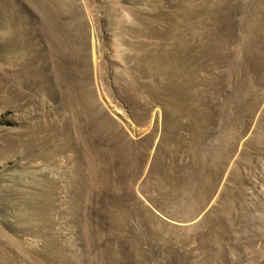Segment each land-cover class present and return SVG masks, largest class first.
I'll return each mask as SVG.
<instances>
[{
    "label": "rangeland",
    "instance_id": "rangeland-1",
    "mask_svg": "<svg viewBox=\"0 0 264 264\" xmlns=\"http://www.w3.org/2000/svg\"><path fill=\"white\" fill-rule=\"evenodd\" d=\"M0 264H264V0H0Z\"/></svg>",
    "mask_w": 264,
    "mask_h": 264
}]
</instances>
